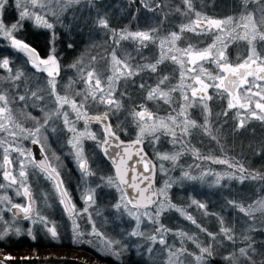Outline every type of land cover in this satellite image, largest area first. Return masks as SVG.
Returning a JSON list of instances; mask_svg holds the SVG:
<instances>
[{"label": "snow or ice", "instance_id": "snow-or-ice-1", "mask_svg": "<svg viewBox=\"0 0 264 264\" xmlns=\"http://www.w3.org/2000/svg\"><path fill=\"white\" fill-rule=\"evenodd\" d=\"M130 2L134 3L135 0ZM140 2L145 9L159 12L162 21L172 10L166 0H140ZM81 3L94 7V0H11V6L16 12V21L8 24L4 20V14L10 0H0V38L6 40L11 49L22 54L35 73L44 74L42 86L34 83L33 78L23 68H14L9 58H0V70L4 72V75L0 76V241L13 235L18 237L21 233L20 229L15 227V221L28 220L32 223H41L49 238L59 242L55 226L50 225L47 218L41 216L36 209V198L29 184L31 174L43 176L51 183L56 198L69 217L85 214L89 221L92 220L89 209L96 205L97 189L105 186L115 188L120 196L112 207L118 213L122 210V214L135 221V227L127 235L130 238L146 239L148 247L145 251L148 255L154 253V245L159 243L164 246L167 255L166 264H184L181 257L186 256L192 257L191 264H207L208 259L213 256L211 243L202 246L195 236L179 230L173 235L180 238L181 246L174 248L165 239L172 230L166 228L160 222V218L166 211L175 210L195 225L200 232L206 233L211 241H216L217 236H220L222 240L233 244L237 242L233 227L225 226L223 217H217L221 225L219 232L217 234L208 232L197 223L186 208L172 203L169 191L174 185L182 186L185 181H203L209 175L214 177L211 183L215 186L221 185V181L225 179L235 180L240 184L245 181L264 184V172L247 168L239 160L202 156L198 149L191 146L189 139L192 130L199 129L211 140L219 143L217 136L213 134L212 111L209 104L214 98L226 102L224 111L217 116L227 117L228 112L233 111L237 130L244 128L251 120L264 123V46L259 49L257 47L258 44L264 45V0H239L240 13L222 19L208 17L196 11L193 0H180V5L173 7L176 13L185 17L187 22L180 25L179 32L171 31L163 37L157 35L158 27L136 31L111 28L106 16L97 13L96 26L106 30L108 36L106 43L111 45L110 51L100 57L105 62L104 67L96 66V56H92L87 63H84L82 58L78 59L69 65L76 70V79L69 78L68 83L62 86L63 94H61L57 89L61 65L56 54V27L63 23L61 16L65 12ZM250 4L253 6L251 9ZM25 21L31 22L37 29L48 30L49 54L46 57H42L35 47L18 36L23 30ZM185 32L197 36H211V43L202 48L191 43L183 48L177 47V41ZM122 41L133 42L137 54H140L141 50L147 48L150 43L156 44L159 48V56L155 62H143L144 58L141 57V61L133 63L134 58L131 53L120 48ZM237 41L246 42L247 54L243 58L237 57L236 62H231L226 55V49ZM68 47L71 48L72 45L69 44ZM118 51L120 55L117 54ZM165 60L177 66L178 83L164 90L162 86L169 80V77L164 75L157 80L154 87L145 83H140L138 87L147 89V100H163L171 111L166 116L154 117L153 113L143 105L140 106L139 111L132 109L129 115L138 131L135 140L126 143L118 134V132H126V129L118 124L117 130H113L109 119L110 116L118 115L123 107L122 99L126 93L121 91L120 96L117 97V87L121 81L126 85L133 77L143 72L156 73L158 65ZM206 65H211L212 68L209 69ZM75 83H81L82 88L75 90L73 87ZM5 84L7 87L4 86ZM210 90L211 94H209ZM176 92L180 93L179 106L173 108L172 93ZM42 101L44 102V107L40 108L43 113L42 120L30 117L34 126L24 127L16 118L13 105L20 103L24 108L37 107ZM101 106L104 109L102 112L89 114V109ZM194 107L200 109L202 123H197L190 117V109ZM81 121H83L82 129L77 127ZM93 123L101 126L102 136L91 130L90 125ZM58 131L66 134L68 154L79 170L81 200L84 204L82 210H77L65 186L61 175L63 162L60 156L55 152L49 156L46 151L48 135H55ZM162 135L169 138L168 142L175 150L170 153L159 151L155 153L156 159L160 161L159 170L166 177L163 185L157 188L153 179L157 165L144 152L143 143L147 137L148 143L155 149ZM25 140L40 145L42 159L36 160L31 150L24 146ZM85 141H93L95 147L114 168V175L107 178L99 177L100 182L95 187L89 184V177L96 174L91 170L85 151ZM186 153L198 161L227 165L229 171L220 174L201 170L199 174L194 175L193 166L189 165L186 169L182 168L179 177L173 178L169 175L170 169L165 168L163 162H170L171 169L174 170L180 158ZM13 154H15L14 158ZM195 167L200 168V165L196 164ZM8 191H12L17 197H24L25 202H13ZM42 196L47 201V194L44 193ZM227 204L238 209L246 217L245 231L241 233L245 246L229 253L224 260L227 264H239L240 259H243L245 264H264V259H254L255 241L247 234L255 230L254 225L257 222L255 214L260 212L264 217V195L253 199L246 206L235 200H228ZM192 206L202 210L204 215H209L204 203L190 199L187 207ZM5 211L11 214L12 224L4 220ZM142 218L153 226L152 234L146 236L145 232L141 231ZM73 223L75 224V220ZM260 223L264 226V218ZM28 235L35 239L30 231ZM89 235L97 237V251L103 249L104 255L112 256L119 264H124L122 253L125 248L119 240L105 237L97 230L95 223L92 224ZM185 240L191 241L199 250V254L188 252L184 247ZM72 242L76 245L93 244L76 229ZM16 259L11 254H5L0 256V264ZM20 259L28 260L31 257Z\"/></svg>", "mask_w": 264, "mask_h": 264}, {"label": "trees", "instance_id": "trees-1", "mask_svg": "<svg viewBox=\"0 0 264 264\" xmlns=\"http://www.w3.org/2000/svg\"><path fill=\"white\" fill-rule=\"evenodd\" d=\"M169 6L172 8L171 12L166 16L163 21L161 20V14L159 12H153L145 9L141 6L140 0H135L131 3L130 0H94V7L87 6L86 3H81L78 6H74L69 11L65 12L61 16L62 24H58L56 27L57 39L55 41L56 54L59 58L61 65L60 75L57 78L59 84H63L72 78L76 79V70L70 68L69 65L75 63L78 59L82 58L84 63H87L92 56L97 57L96 66L103 68L105 62L100 59L102 55H106L110 49L111 45L106 43L108 41V36L106 30L96 26L97 13H101L106 16L109 21L111 28L121 30L129 29L130 31L136 30H148L152 27H158V36H166L170 31H177V27L180 26L182 22H186L185 17L176 13L175 7L179 6L180 0H166ZM194 8L196 11H200L205 16L212 18H225L228 16L238 15L241 11V6L239 0H193ZM253 6L250 4L249 8ZM182 8V6H181ZM15 12V9H14ZM135 12V16L133 13ZM8 13L5 12V15ZM4 15V16H5ZM14 21H16V12L13 14ZM6 17V16H5ZM6 20V18H5ZM7 21V20H6ZM18 36L28 42L31 46L35 47L40 55L49 53V32L44 29H37L32 26L27 21L24 22L23 30L18 33ZM71 44L72 47L69 48L68 45ZM246 42L237 41L228 46L226 49V54L231 62H235L236 54H244ZM264 45L258 44V49ZM120 48L131 53L133 63L141 61V57L144 58L143 62H155L157 59L158 52L156 51V44H149L147 48L141 50L140 54H137L135 50V44L131 41H122ZM120 55L119 51L117 53ZM3 55L0 53V56ZM17 58L21 59L26 65V59L23 55L17 53ZM169 69L166 66L158 65L156 73L143 72L139 76H135L132 80L128 81L125 85L124 81H121L117 87L116 96H120V92L124 91L126 95L122 99V109L118 115L110 116V122L112 124L113 130H117V125L126 129V132H118L120 138L123 140H133L134 139V123L132 122V117L129 115L132 109L138 111L141 105L147 110L156 111V105H154L152 100H147V89H140L138 85L140 83H145L146 85H151L153 81L158 80L160 77L167 75L169 76ZM171 73V72H170ZM32 76V75H31ZM30 76V77H31ZM169 80L171 77L169 76ZM34 83H37L33 80ZM212 111V128L213 134L217 136L219 143L211 140L208 136L202 135V140H204L203 147L194 145L193 142L196 138H189L191 141V146L199 150L202 156H212L217 159L228 158L229 160L235 159L239 160L245 164L247 168L252 170H258L264 172V123L259 121L250 122L245 125L244 128L236 129V123L233 116V112L229 111L228 116L223 115L217 116V114L222 113L225 109L226 102L224 100L213 99L209 102ZM165 106V105H164ZM165 108V107H164ZM161 108V109H164ZM167 109V108H166ZM163 112H165V110ZM103 106L100 108H91L89 113L91 115L98 114L102 112ZM159 113H162L161 111ZM192 118L197 121V123H202L203 118L199 113L197 116L192 115ZM95 124V123H93ZM96 125V124H95ZM98 125V124H97ZM96 125V126H97ZM218 129V130H217ZM196 134L202 132L198 129ZM162 144L165 150L170 147L167 146L166 142L169 140L167 136H162ZM63 136H60L57 141L63 143ZM167 138V139H166ZM85 147L86 154L89 158L90 167L93 171L102 170V172L108 175L113 174L110 166L107 164L106 160L103 158L101 152L94 148L88 152ZM171 149V147H170ZM260 154L257 155L256 153ZM182 161L180 164L182 167L187 168L188 164L201 162V164L208 165L212 169H223L229 171L227 165L212 163L211 161H198L194 159L190 154H184L182 156ZM197 161V162H196ZM98 163V165H97ZM61 175L65 181V186L71 187L74 183L73 177L70 170L61 169ZM231 186H234L237 181L232 180ZM239 184L238 192L236 196L239 198V203L246 204L257 198L258 191L264 184H257L250 181H245L243 184ZM186 186V185H185ZM185 190H180V193L176 192V188L171 192V201L177 205L185 206V194L186 190L190 188L185 187ZM195 196L207 199L210 198L211 193L208 190L201 189L196 191ZM213 196V195H211ZM114 194L112 190L105 191L103 189H97L96 201L98 204L99 214H95V226L98 231L102 232L105 237L119 240L121 245L124 246L125 250L122 253V259L124 264H146L143 261L141 254H136L134 247L136 245L141 246L144 250L146 240L142 238H130L127 233L130 232L133 227L131 220L125 214L117 212L112 206L115 204ZM208 200V199H207ZM65 222V221H64ZM62 237V236H61ZM45 245H32L27 244V242L16 243H2L0 248L7 249H21L25 247H42ZM49 246V245H48ZM50 246H54L50 244ZM49 246V247H50ZM58 246V245H56ZM62 247H69L75 250L86 251L90 253L91 256L95 258L97 263L110 262L112 264L114 257L105 258L101 257L98 253H95L90 248L80 245L69 244V242L61 243ZM60 246V247H61ZM112 258V259H111ZM10 264H85L79 260H70L65 258H57L54 256L47 258H32L30 260L16 259L9 261ZM213 264H224L222 261L213 259ZM115 264H119L118 261Z\"/></svg>", "mask_w": 264, "mask_h": 264}, {"label": "rangeland", "instance_id": "rangeland-1", "mask_svg": "<svg viewBox=\"0 0 264 264\" xmlns=\"http://www.w3.org/2000/svg\"><path fill=\"white\" fill-rule=\"evenodd\" d=\"M6 12L8 14L7 15L4 14L6 16V17L4 16V20H5V18L7 20V21L5 20V22L8 24L15 22L14 16H13V14H15V12H14V8L11 6V0H10L9 7L6 10ZM203 15H205V14H203ZM186 22H187V20H186ZM186 22L184 21L180 25H182ZM27 24H29V21H27ZM179 27H177L178 32H179ZM211 39H212L211 36H203V35L197 36L194 33L185 32L182 34L181 39L179 41H177V47L183 48L188 43H191L196 47L202 48L205 45L211 43ZM242 42H244V41H242ZM244 47H245V53L244 54H240V55L236 54V56H234V58H236V61H237V57L243 58L247 54V45L245 44ZM156 51L158 52V55H157V58H158V56H159L158 46H157ZM0 53L3 54L0 56V58H9L10 61L12 62V65L14 68H23L24 71L29 76L32 75L31 77L33 78V80H35L37 82L36 84H41L43 86L44 74L43 73H35L34 70L28 65V63L25 65L21 59L19 60V58L16 57L18 52L11 49L9 43L2 38H0ZM48 54L49 53L41 55V56L46 57ZM161 65L166 66L169 69L168 70L169 76L171 77V80H168L166 82V84L162 86V88L164 90H167L170 85H174V84L178 83V79H179L178 69H177L176 65H173L168 60H165ZM206 67H208L209 69L212 68L211 65H206ZM3 75H0V76H3ZM105 75H107V73H105ZM156 82H157V80L153 81L150 86L154 87ZM67 83H68V81L63 83V84L58 83L57 89H58V91H61V94H63L62 86L66 85ZM4 86L7 87V84H5ZM73 87L75 90H80L82 88V84L81 83H75L73 85ZM11 94L12 93H10V95ZM209 94H211V90H210ZM179 97H180L179 92L172 93V100H173L172 107L173 108H178ZM76 99H79V97H76ZM152 101H153L154 105H156L155 106L156 111H150V110H148V111L152 112L154 117L157 115L158 116H166L171 111V108L169 107V105L165 104L163 100H152ZM41 107H44L43 101L40 102V104L37 107L29 106L27 108H24L22 106V104H20V103L13 105L14 114H15L16 118L22 123V125L24 127H33L34 126V122L31 120L30 117H37V118H40L42 120L43 113L40 111ZM161 108H164V109L167 108V109L165 110V112H163L164 109H161ZM139 110H141V109H139ZM160 111L162 113H159ZM199 113L201 114V111L198 107H194V108L190 109V117L191 118H192V115L197 116ZM233 120H235V119H233ZM251 121L254 122L256 120H251ZM251 121H249L248 123H250ZM235 123H236V121H235ZM248 123H246V124H248ZM133 125H134V135L133 136H134V140H135L138 130H137L135 124H133ZM77 127L82 129L83 128V121L79 122ZM90 127H91V130L96 132L98 136H102L101 127L99 126V124L97 126L95 124H91ZM197 131H198V129H193L192 135L190 136V138L191 139L196 138V141L193 143L197 148H198L197 145L203 147V145L205 144L204 140H202L203 133L202 134L201 133L196 134L195 132H197ZM60 136H63V138H62L63 143H59L57 141V139ZM162 136H161L160 141L157 143L155 149H153L152 145L148 143L147 137L145 138L144 143H143V146L146 148V150L149 154L148 156L152 157V159L155 161V163L157 165L156 175H155V177H156V186L155 187H157V188H159L163 185V182H164L166 177L159 170L160 161L156 159L155 153H156V151H159L160 153H165V152L170 153V152L175 150L174 146L171 145L168 141L166 142L167 143L166 145L167 146L169 145L171 147V149L169 147L168 150H165L166 146L164 147V145L162 144V141H161L163 139ZM65 139H66V134L63 132H60V131H58L55 135L49 134L47 141H46V151L48 152L49 156H51L52 152H55L56 155L60 156V158L63 162L61 165V169H63L65 167V169L68 168V170H70L74 183L71 185V187H68L67 189L71 195L73 203L76 205L77 210H82V208L84 207V204H83V201L81 200V177L79 174V170L76 168L74 162L72 161L71 157L68 154V148L66 146ZM23 143H24V146L26 148L30 149V143L31 142L29 140H25V141H23ZM190 143H191V141H190ZM86 146H87L86 149L88 150L89 153L92 149L94 150V148H96L95 143L93 141H85V147ZM39 147H40V145H39ZM97 150H99V149H97ZM40 151H41V147H40ZM99 152H100V150H99ZM14 157H15V154H13V158ZM182 159L183 158L181 157L178 164H180ZM163 163H164L165 168L170 169V171H169L170 176H172L173 178L180 176L181 169H179V168L182 167L181 165H178L174 170H172L170 162L165 161ZM196 164H199L200 168H196L195 167ZM97 165H98V163H97ZM189 165L193 166L192 174H194V175L199 174V172L201 170H204V171L210 170L211 172L220 173V174H223L224 172L227 171V170L217 169V168L212 169V167H210L208 165L203 166L201 164V162H197V163H191L190 162L188 164V166ZM93 172H95V171H93ZM97 172L98 173L95 172V174H96L95 176L89 177V184L92 187H95V185L100 182L99 177L104 176L105 178H107L108 176H110L105 172L103 173L102 170L97 171ZM111 175H113V174H111ZM213 178H214L213 176L209 175V176H206L205 180H203V181H194V182L185 181L182 184V186L174 185L169 191V197L171 196V192L173 191V189L176 188L177 190H175V191L180 193V190L181 191L185 190L186 189L185 187L189 186L190 188H188L186 190V194L184 195L186 201H185V206H183V207L186 208L187 212H189L190 214L193 215V217L196 219L197 223L200 224L202 228L207 229L208 232H211L213 234H217L219 232V229L221 226L217 217H223V220L225 222V226L233 227V229L236 233L237 242L235 244H233L232 242L226 241V240H222L220 236H217L216 241H211L206 233L200 232L199 229H197L195 225H193L190 221H187L184 217H182L175 210L166 211L161 216L160 222L166 228L172 230V232L169 233L165 237V239L167 240L169 245H172L174 248H179L181 246L180 238L173 235V233H175L176 231L182 230V231L188 233L189 235L195 236L202 246H207L209 243H211L213 245V256L208 259L207 264H213L212 263L213 259H217V260L220 259V261H222L224 264H227V262L224 260V257L231 252L237 251L240 247L245 246V243L241 239V233L243 231H245L244 226H245L246 217L244 216V214L240 213L238 211V209L230 207L227 204L228 200H235V201L239 202L238 201L239 198L236 196L237 195L236 192H238V188H239L238 182L234 186H231L230 183L234 182V181H232V180L229 181V180L225 179V180L221 181V185L215 186L211 183ZM101 189H103L105 191L112 190L114 197H115L114 198L115 203L118 202L120 193L115 188H110V187L105 186ZM201 189H203V190L207 189L208 192L211 193V195H213V196L210 195V198H207L208 200L206 198L203 199V198L195 196L194 190L200 191ZM41 193L47 194V201L44 200V202H43L45 204V208L41 207L42 201H38V203H36V209L39 212V214L41 216L46 217L47 221L50 222V225H54L52 223L53 222L52 219H54L53 216H55V214L58 213V217L60 216L61 219L63 221H65L64 223H67L69 225L71 231L68 232L66 237L61 238L62 235H60L59 236V242L53 241L52 239H50L49 236L47 235V233H45V235L42 234L43 236L42 235L40 236V237H42V239L40 241L38 236L34 235L35 233H34L33 228L32 229L30 227L27 228L24 225L25 223L23 221H20V220L17 221L16 220L15 221V227H18L20 229L21 234L18 237L13 235V236L6 238L4 241H0V245L2 243L19 244V242H32V243L44 242V243H46L48 240V241H52V245H54V246L49 247V246L45 245V246H42L40 248H38V247H29V248L25 247V248H21L19 250L0 248V256L5 255V254H11L12 256L16 257L18 260L21 257H31V259L38 257L40 259V258H47V257L54 256V257H57L59 259L66 258V259H70V260H72V259L79 260L80 262H84L85 264H102V263H97L94 256L92 257L91 254L87 253L86 251H80V250H75L73 248L70 249L69 247H62L61 246V243H63V242H69V244L76 245L72 242L74 239V229H76L79 232L84 234L85 239H89L93 242L92 245L84 244V245H80V246H85L87 248H90V250H93L95 253H98L102 258L105 257V258L109 259L111 257V256L104 255L103 249H100L99 251H97V247H98L97 237L89 235V233L91 232L92 224L95 223L94 222L95 214L99 213L97 201H96V205L93 208L89 209V212L92 213V220L89 221L85 214H82V215H80L78 217H74V218L73 217L68 218V216H65L64 214H62L60 212L61 211V205H60L58 199L56 198L54 191L52 192V191L47 189V191H43ZM8 195L12 197L13 202H16V203H24L25 202L24 197H17L14 195V193L12 191H8ZM262 195H264V186H262V188H260V190L258 191L257 197L262 196ZM95 199H96V196H95ZM170 199H171V197H170ZM190 199H196V200L204 203L206 205V209H207V212L209 213V215H204L203 211L197 209L195 206L188 208L187 205H188V202ZM247 204H249V203H247ZM178 206L182 207L181 205H178ZM245 206H246V204H245ZM51 211H54V212H51ZM49 212H51V213H49ZM121 213H122V210H121ZM213 214H215V215H213ZM48 215H51V216H48ZM255 215L257 217V222L254 225L255 230L250 231L247 234L250 235L252 237V239L255 241L256 254L254 256V259L261 260V259H264V226L261 225L260 220L264 217L261 216L260 212H257ZM125 216H127V215L125 214ZM3 218L5 221H8L10 224L13 223V218H12L11 214L8 213L7 211H5L3 213ZM128 218H129V220H131V222L133 224V227L130 230H133V228L135 227V221L131 217H128ZM73 220H75V224L73 223ZM36 224H39V222H36ZM29 231L31 232V235L35 237L34 240L28 235ZM141 231H144L146 236L152 234V232H153V226L150 225L147 222V220L144 218H142V222H141ZM142 239L146 240L144 238H142ZM56 245H58V246H56ZM94 245H96V247H94ZM144 246H145V248H144V250H142L141 246L136 245L134 247V251L136 252V254L142 255V257L144 259L143 261H145L146 264H166L167 255L164 251V246L160 245L159 243L155 244L154 245V253L152 255H148L145 251L146 248L148 247V241L147 240H146V244H144ZM184 247L188 250V252L199 254V250L196 248V246L191 241L185 240L184 241ZM181 259L184 260V264H191V261H192L191 256L181 257ZM28 260H30V259H28ZM112 260H113V263L115 264V262H116L115 258ZM8 262H6V264H10ZM103 264H112V263L103 262ZM239 264H245V261L243 259H240Z\"/></svg>", "mask_w": 264, "mask_h": 264}, {"label": "flooded vegetation", "instance_id": "flooded-vegetation-1", "mask_svg": "<svg viewBox=\"0 0 264 264\" xmlns=\"http://www.w3.org/2000/svg\"><path fill=\"white\" fill-rule=\"evenodd\" d=\"M3 74H4V72H3V70H1L0 71V75H3ZM30 149H31V143H30ZM29 184L31 185V188H32V191H33V195L36 198V203H38V201H42L41 207L42 208H45V204L43 203L44 202V199H43V196H42V193L41 192L47 191V189L53 192L54 190L52 188L51 183L49 181L45 180L43 178V176H40V175H31L30 174L29 175ZM51 212H54V211H51ZM51 212H49V213H51ZM60 212L62 214H64L65 216H68V214L63 210L62 205H61V211ZM48 216H51V215H48ZM53 218L54 219H52V221H53L52 223L54 224L58 235L59 236L62 235V237H66V235L68 234V232L71 231L69 225L67 223H64V221L61 219L60 216L58 217V213L55 214V216H53ZM68 218H70V217L68 216ZM20 221H23L25 223L24 225L27 228L28 227H30L31 229L33 228L34 233H35L34 235L38 236L39 240L41 241L42 237H40V236L42 234L45 235V233H46V230H45V228H44V226L42 224H40V223L39 224L31 223V221H28V220H20ZM27 243L28 244H32V245L33 244L34 245L35 244H38V245H47V246L49 245L50 246V244H52V241H48L47 240L46 243H44V242H38V243L37 242H35V243L27 242Z\"/></svg>", "mask_w": 264, "mask_h": 264}, {"label": "water", "instance_id": "water-1", "mask_svg": "<svg viewBox=\"0 0 264 264\" xmlns=\"http://www.w3.org/2000/svg\"><path fill=\"white\" fill-rule=\"evenodd\" d=\"M19 54H20V53H19ZM23 57H24V56H23ZM96 125H97V124H96ZM99 126H100V125H99ZM100 127H101V126H100ZM121 140H123V139H121ZM123 141H125L126 143H130V142L133 141V140H129V141H127V140H123ZM143 149H144V152L148 154V152L146 151V149H145L144 146H143ZM133 151H134V150H133ZM31 152H32V154L35 156L36 160H40V159L43 158V156H42V152L40 151V147H39L38 144L34 145V144L31 143ZM101 154H102V153H101ZM148 155H149V154H148ZM102 156H103V155H102ZM103 158H104V157H103ZM148 158H149L153 163H155V161L152 159V157L148 156ZM104 159H105V158H104ZM105 160H106V159H105ZM106 162H107V164L110 166V168H111V170H112V173H113V175H114V168H113V166L110 164L109 161L106 160ZM155 164H156V163H155ZM153 179H154V186H156V177L154 176Z\"/></svg>", "mask_w": 264, "mask_h": 264}]
</instances>
